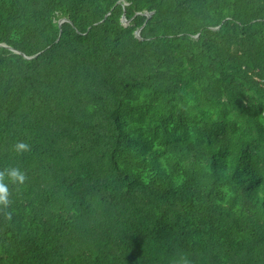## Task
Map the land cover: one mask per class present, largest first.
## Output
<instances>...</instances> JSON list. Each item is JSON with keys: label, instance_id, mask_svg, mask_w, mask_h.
<instances>
[{"label": "trees", "instance_id": "16d2710c", "mask_svg": "<svg viewBox=\"0 0 264 264\" xmlns=\"http://www.w3.org/2000/svg\"><path fill=\"white\" fill-rule=\"evenodd\" d=\"M8 167L0 264H264V0H0Z\"/></svg>", "mask_w": 264, "mask_h": 264}, {"label": "clouds", "instance_id": "9594fccd", "mask_svg": "<svg viewBox=\"0 0 264 264\" xmlns=\"http://www.w3.org/2000/svg\"><path fill=\"white\" fill-rule=\"evenodd\" d=\"M13 149L17 153H24L30 151L31 146L24 141H18L13 145ZM26 179V174L18 167H8L0 170V210H7L11 204V193L9 190L10 184L23 185ZM5 215L8 220H11V212L6 211ZM184 264H188V261L185 260Z\"/></svg>", "mask_w": 264, "mask_h": 264}, {"label": "water", "instance_id": "95a60500", "mask_svg": "<svg viewBox=\"0 0 264 264\" xmlns=\"http://www.w3.org/2000/svg\"><path fill=\"white\" fill-rule=\"evenodd\" d=\"M125 20V19H124ZM139 33H140V31L137 33V35L139 36Z\"/></svg>", "mask_w": 264, "mask_h": 264}, {"label": "rangeland", "instance_id": "374dc122", "mask_svg": "<svg viewBox=\"0 0 264 264\" xmlns=\"http://www.w3.org/2000/svg\"><path fill=\"white\" fill-rule=\"evenodd\" d=\"M126 24H128V23H126Z\"/></svg>", "mask_w": 264, "mask_h": 264}]
</instances>
